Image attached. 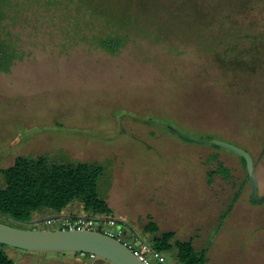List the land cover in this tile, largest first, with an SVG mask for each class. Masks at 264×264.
Instances as JSON below:
<instances>
[{"label": "rangeland", "instance_id": "obj_1", "mask_svg": "<svg viewBox=\"0 0 264 264\" xmlns=\"http://www.w3.org/2000/svg\"><path fill=\"white\" fill-rule=\"evenodd\" d=\"M18 1L9 28L23 56L0 72V169L17 156L100 163V195L142 238L148 215L172 243L207 247L206 264H264V203L239 157L168 129L245 150L264 193V0H114L139 28L114 55L90 41L104 27L70 24L65 1ZM218 163L229 178L207 184ZM2 248L14 264H111Z\"/></svg>", "mask_w": 264, "mask_h": 264}, {"label": "trees", "instance_id": "obj_2", "mask_svg": "<svg viewBox=\"0 0 264 264\" xmlns=\"http://www.w3.org/2000/svg\"><path fill=\"white\" fill-rule=\"evenodd\" d=\"M50 1L54 6L61 1L66 2L67 17L72 26L84 24L104 27L101 32L92 34L90 41L110 55L118 53L131 35L139 31L134 15L124 4L118 6L114 0ZM23 6L24 3L18 0H0V72H9L14 63L22 59L18 35L10 30L9 24H13L22 15ZM239 159L245 169V161L241 157ZM103 172L104 168L96 162L58 163L45 156H17L9 167L0 169L3 179V187L0 188V221L28 229L35 213L43 210L60 213L75 202L81 205L82 211L88 216H112L106 199L98 191V180ZM229 173V169L218 163L215 170L207 172L206 182L211 184L214 175L228 179ZM240 190L233 195L220 215L221 221L231 212ZM147 220L143 232L152 235L146 242L152 248L165 256L175 250V259L179 264H205L207 247L196 251L191 239L175 240L172 243L175 238L173 232L159 233L152 218L147 216ZM3 246L0 245V264H14Z\"/></svg>", "mask_w": 264, "mask_h": 264}, {"label": "water", "instance_id": "obj_3", "mask_svg": "<svg viewBox=\"0 0 264 264\" xmlns=\"http://www.w3.org/2000/svg\"><path fill=\"white\" fill-rule=\"evenodd\" d=\"M168 129L186 140L208 143L243 158L247 179L250 184V199L255 204L264 203V193L258 196V182L254 172V163L248 152L219 140L206 141L179 132L172 127H168ZM0 245L36 253L89 254L111 264H142L131 250L121 242L91 230H34L11 226L0 221Z\"/></svg>", "mask_w": 264, "mask_h": 264}, {"label": "built area", "instance_id": "obj_4", "mask_svg": "<svg viewBox=\"0 0 264 264\" xmlns=\"http://www.w3.org/2000/svg\"><path fill=\"white\" fill-rule=\"evenodd\" d=\"M28 229H52V230H91L105 234L125 245L137 257L142 264H166L164 254L156 251L146 242H136L131 238H125V229L120 221L113 216H63L58 218H48L45 220L32 219L28 224ZM81 257L95 259L89 254H79Z\"/></svg>", "mask_w": 264, "mask_h": 264}, {"label": "crops", "instance_id": "obj_5", "mask_svg": "<svg viewBox=\"0 0 264 264\" xmlns=\"http://www.w3.org/2000/svg\"><path fill=\"white\" fill-rule=\"evenodd\" d=\"M43 213H46V215L45 216L41 215ZM112 214H114L113 210H112ZM76 215H86L82 211L81 205L79 203H77V202L69 205L64 210H62V212H60V213H55V212H53L51 210H43L40 213H35L33 217H34V219H37V220H45V219H48V218H58V217H63V216H76ZM114 215H116V214H114ZM127 217H125L124 215H118V214L116 216H114V218L119 220L120 224H122V226L124 227V229H125V238H131L132 240H134L136 242H142V241L143 242H147L146 239L142 238L136 232L133 222L130 220L129 216H127ZM190 239L192 240V245H193L194 239L192 237H189L187 240H190ZM187 240H184V241H187ZM193 247H194V245H193ZM209 252H210V250L207 251V254H209ZM174 257H175V254H174ZM206 257H207V255H206ZM176 263L179 264L178 262H176ZM206 263H207V260H206L205 264Z\"/></svg>", "mask_w": 264, "mask_h": 264}]
</instances>
